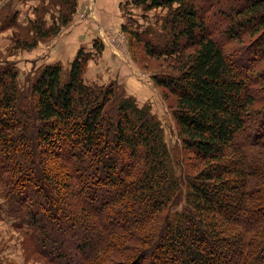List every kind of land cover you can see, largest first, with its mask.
<instances>
[{"label":"trees","instance_id":"trees-1","mask_svg":"<svg viewBox=\"0 0 264 264\" xmlns=\"http://www.w3.org/2000/svg\"><path fill=\"white\" fill-rule=\"evenodd\" d=\"M56 1L68 10L49 26L32 23L35 35L22 46L68 22L75 0ZM132 3L167 9L158 33H129L148 54L174 62L176 74L153 78L176 95L172 115L189 169L178 174L148 104L112 83H85L90 54L82 47L67 70L44 65L24 87L3 60L4 213L45 264H264V106L255 105L264 70L250 75L264 59V0L233 8L224 34L251 36L234 51L206 32L196 0Z\"/></svg>","mask_w":264,"mask_h":264},{"label":"rangeland","instance_id":"rangeland-1","mask_svg":"<svg viewBox=\"0 0 264 264\" xmlns=\"http://www.w3.org/2000/svg\"><path fill=\"white\" fill-rule=\"evenodd\" d=\"M196 1L198 2L199 12H201L200 14L207 25L206 32L210 33L219 44L223 45L224 50L234 51L251 40L249 33L232 39L227 38L224 34L233 8L241 0ZM75 3L76 7L70 13L67 23L58 24V31L47 36H39L35 44L28 47L22 46L23 41L18 40L24 38L28 41L32 40L33 35H35L33 34L32 23L37 21V23H42L44 27L49 26L52 21L56 20L54 18L60 15L59 8L62 11L68 9L56 0H0V61L11 60L14 63L18 82L23 87L26 86L29 76H32L37 69L44 65L59 62L64 70L68 69L70 60L66 64L60 60H48L52 57L49 49L54 47L53 43L48 45V42L55 36L59 37L67 29L83 32L84 24L90 23L85 2L75 0ZM119 9L120 20L122 21L120 25L110 20L100 23L106 32L104 35L106 42L118 50L119 58L112 51L108 52L106 50L104 41L97 35L95 24L86 27L85 29L90 31L93 36L91 40L82 43L78 47V49L82 47L85 52L90 54L83 68V79L87 84L106 85L112 83L117 88L123 89L127 95H132L138 105L148 104L150 111L160 121L165 142L174 159L178 174H181L184 169L189 168L184 165L185 161H182L185 151L181 148L177 125L172 115L176 95L170 92L168 88L157 85L153 78L165 74H176L177 71L173 66L174 62L169 56L148 54L144 50L143 42L138 41L134 35L129 33V29L141 33L148 28L158 33L162 17L167 9L166 7L144 9L141 5H134L132 0L120 1ZM77 21L82 23L81 30H79L81 23H77ZM57 22H59V19H57ZM122 25H125L127 29L124 30ZM145 35L150 37L149 34ZM17 43L19 44L17 45ZM100 43L103 46L98 49ZM44 47H46V50L39 52ZM189 49L187 48L186 52ZM241 62L243 61L241 60ZM236 67L238 68L237 65ZM254 67L252 72L250 70V75L258 77L256 74L264 70V59L256 63ZM132 75L135 76L137 83L132 87H128L125 84ZM262 87L264 89V84H262ZM259 95H263V97L255 101V105L264 106V91L260 92ZM193 169L196 170L197 167ZM13 221L14 219L4 213L0 196V264H45L43 259L35 254H30L31 252L26 248L27 241L23 237L22 230L15 226ZM232 247L234 248V246H230V248ZM226 255L230 257L229 252ZM231 262L234 263L233 257H231L229 263Z\"/></svg>","mask_w":264,"mask_h":264},{"label":"crops","instance_id":"crops-1","mask_svg":"<svg viewBox=\"0 0 264 264\" xmlns=\"http://www.w3.org/2000/svg\"><path fill=\"white\" fill-rule=\"evenodd\" d=\"M120 1L123 0H83V2H85L86 9L89 14L88 19L90 23L84 24L83 32L67 29V31L62 32L59 37L57 36L58 38L55 36L50 42H48V45H51L52 43H53L52 45H54L52 49H49V52L51 53L52 57H50L48 60L49 61L60 60L64 62V64L68 63L69 60L71 61L78 47L82 43L91 40L93 34H91L90 31H87V29L85 28L90 27L92 24L96 25L97 35L99 36V38H102V40L104 41V45L107 48L106 50L108 52L112 51L114 55L115 54L117 55V57L120 56L118 50L114 47H111L106 42L104 38L106 32L102 27V25L100 24L102 23V21L105 22L110 20L113 21V23H117L118 25H120V23L122 22L120 20L121 17L120 9H119ZM77 23H81V22L77 21ZM81 28H82V23L79 26V30H81ZM45 48L46 47L42 48L41 50H39V52L46 50ZM136 83L137 80L135 76L132 75L129 77L125 85H127L128 87H132V85H135Z\"/></svg>","mask_w":264,"mask_h":264}]
</instances>
